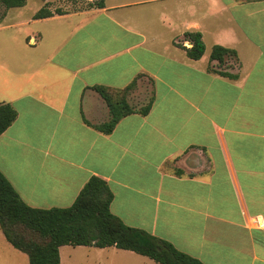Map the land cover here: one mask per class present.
<instances>
[{
    "label": "crops",
    "instance_id": "obj_1",
    "mask_svg": "<svg viewBox=\"0 0 264 264\" xmlns=\"http://www.w3.org/2000/svg\"><path fill=\"white\" fill-rule=\"evenodd\" d=\"M104 2L44 18H34L42 6L26 16L27 3L6 11L0 102L18 115L0 135V170L39 208L71 206L101 177L126 225L204 264H264V0ZM187 30L202 32L200 59L176 44L192 46ZM216 44L237 57L212 60ZM140 74L128 99L149 93L148 114L111 133L85 122L110 118L93 86Z\"/></svg>",
    "mask_w": 264,
    "mask_h": 264
},
{
    "label": "trees",
    "instance_id": "obj_2",
    "mask_svg": "<svg viewBox=\"0 0 264 264\" xmlns=\"http://www.w3.org/2000/svg\"><path fill=\"white\" fill-rule=\"evenodd\" d=\"M27 0H0L4 11L0 22L10 8L26 5ZM104 0L92 2L90 7H104ZM54 12L63 13L57 8L52 10L42 6L34 18L49 17ZM184 40L192 43L187 47L176 43L186 50L192 59H200L206 50L201 31L187 30ZM229 57H237L235 49L216 44L210 58L223 64ZM221 75L236 78L238 74L226 70H215ZM138 75L123 88L95 85L93 88L106 101L110 118L101 124L85 122L96 129L111 133L120 119L138 112L148 114L153 97L141 108L129 102V94L137 85ZM17 110L10 103L0 102V135L17 118ZM113 192L108 183L98 176H92L81 189L76 200L68 207L39 208L27 204L6 175L0 170V227L6 239L16 248L29 256L30 264H60L62 245H86L97 247L116 246L135 251L156 261L158 264H204L200 259L176 248L171 242L148 231L126 225L110 210Z\"/></svg>",
    "mask_w": 264,
    "mask_h": 264
},
{
    "label": "rangeland",
    "instance_id": "obj_3",
    "mask_svg": "<svg viewBox=\"0 0 264 264\" xmlns=\"http://www.w3.org/2000/svg\"><path fill=\"white\" fill-rule=\"evenodd\" d=\"M99 0H27V6L23 9L26 16L32 14L34 10L40 6L47 5L52 10L57 8L62 11H74L83 8H89L92 2ZM4 7L0 6V14L4 11ZM13 11H16L14 9ZM216 89V87H215ZM225 88L217 84V101L226 104L227 94L222 90ZM149 97V93L138 94L132 101V106H144L148 101H142ZM141 101V103H139ZM143 102V103H142ZM140 107V108H141ZM223 106L222 108H224ZM61 264H158L156 261L136 254L135 252H127L119 250V248H101L97 246L84 245H64L60 248ZM131 253V254H128ZM0 264H30L27 253L13 246L5 237L0 227Z\"/></svg>",
    "mask_w": 264,
    "mask_h": 264
}]
</instances>
